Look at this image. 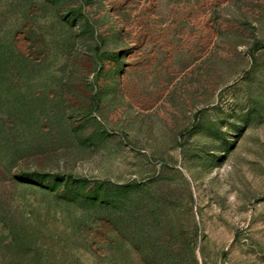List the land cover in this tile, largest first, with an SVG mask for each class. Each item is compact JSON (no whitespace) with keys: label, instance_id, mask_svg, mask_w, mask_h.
I'll return each mask as SVG.
<instances>
[{"label":"rangeland","instance_id":"obj_1","mask_svg":"<svg viewBox=\"0 0 264 264\" xmlns=\"http://www.w3.org/2000/svg\"><path fill=\"white\" fill-rule=\"evenodd\" d=\"M0 264H264V0H0Z\"/></svg>","mask_w":264,"mask_h":264}]
</instances>
